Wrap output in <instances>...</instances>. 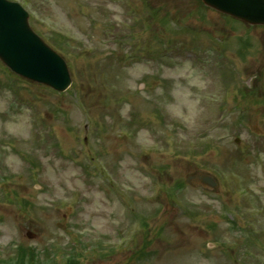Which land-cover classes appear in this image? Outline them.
Returning <instances> with one entry per match:
<instances>
[{
    "label": "rangeland",
    "instance_id": "obj_1",
    "mask_svg": "<svg viewBox=\"0 0 264 264\" xmlns=\"http://www.w3.org/2000/svg\"><path fill=\"white\" fill-rule=\"evenodd\" d=\"M82 2L92 7L96 6V8L99 5L98 0H83ZM96 8L91 11L92 15H95ZM61 16L72 24L80 22L79 13H61ZM217 17L218 15L208 16L207 26L209 28L216 27ZM190 20L193 19L191 18ZM191 70V78L194 76L192 80L197 82L195 80L197 77L195 76H200V72L196 74L193 69ZM114 71L120 76L122 86V82L126 80L127 76H129L127 80L134 81V77L144 71H146L147 75H157L159 73L154 71L148 64H132L124 69L117 68ZM181 71L182 67L180 66L176 69H169V74L173 75L175 79L178 74H181ZM114 78L116 79L115 75ZM154 87L157 88L155 84ZM181 87H178L173 92L177 99L176 102H171L169 95L165 91L158 93L147 91L138 97L130 94L131 97L133 95L135 98L129 101L127 108L130 109L135 104L137 108L149 112L147 97L151 93H155L166 101L171 102L173 104L171 108L175 113H190L196 105L194 93L192 88L183 87L182 90H179ZM123 88L125 87L123 86ZM249 122L255 128H262L261 126H264V116L258 111L257 117H250ZM131 123L144 133L145 138L152 139L151 136L156 130L153 125L145 127L134 119ZM0 124L2 123L0 122ZM4 124L7 127H11V122ZM156 125H159V123ZM162 127L165 126L162 125ZM11 128L14 129V126ZM110 156L120 158L116 152L110 154ZM206 156L211 161H214L216 156H219V163L228 161L226 160L227 157H231V160L236 158L241 161L242 159L240 170L244 172L246 178L256 190L264 194V155L262 157L260 155L258 157L255 155L249 157L241 155L240 158L239 153L231 151L225 144H222L219 155L214 154L213 157H210L209 153ZM165 160L160 158L157 159V162ZM138 161L139 158L136 154L125 158L126 175L129 178V182L140 184L143 179L149 185L148 178L150 173L144 172ZM68 163L75 164L72 160H69ZM65 164L56 167V163H50V167H45L46 175H43L42 178L44 180L51 178L53 182L51 184L43 183L40 191L37 190L28 177L22 181H16L12 185L13 189L21 193V198H18V201H10L4 198V201L2 200L3 203L0 204V259H6L10 255L13 256L15 252L13 249H17V245L35 247L42 254L44 250L53 252L52 241L66 243L68 238L70 240L92 241L94 237H101L103 234L106 235L105 239L116 237L119 226L122 223L117 207L100 188L97 186L92 187L90 182L85 183L83 181L81 175L86 176L84 168H81L78 175L79 171L76 168L67 167ZM198 168H186L183 163L177 162L175 172L178 173L179 178L185 183L187 174ZM77 176L82 183L81 204L78 206L80 216H76L75 209L73 211L64 210L62 213L55 212L54 206L57 204L58 198L69 196L71 190L76 189L75 187L78 185ZM190 181L189 185L185 184L186 193L190 202L195 206H199L203 214L199 218L192 219L183 213L178 206L172 209L171 204L173 203L163 200L166 202L164 205H166L167 210L157 219L153 228L143 234L133 248L143 249L145 247L148 252L154 253L153 260L151 259L154 262L153 264H179L182 262L181 259L187 254L188 259L183 264H193L197 260L196 250H200L202 247L205 248L206 242H211L213 238L217 237H237L240 234L238 232L233 234L235 228L232 229L227 220H222L220 211H217L224 203V197L221 196L220 192H209L198 179L194 178ZM23 199L30 202L27 207L24 205L25 201ZM237 201L236 198L233 199V202ZM162 209L163 206L160 207V210ZM59 221L63 222L64 229L58 227ZM212 224L214 225L213 228ZM161 227L165 228L161 232L165 239L156 238L153 234L155 228L158 232ZM29 230L36 233L35 238L30 239L27 237ZM13 243L16 244L14 248L11 247ZM73 249L75 251L71 253H79L84 264H143L130 259L133 249L129 248L124 249L122 252H114V254L107 252V255L97 254V249L92 251L91 249L84 250L79 245L78 247L74 246ZM183 252H186V254H183ZM213 254H215V258H223L225 260L220 249H214L210 252V255ZM225 262L227 264L226 260Z\"/></svg>",
    "mask_w": 264,
    "mask_h": 264
}]
</instances>
